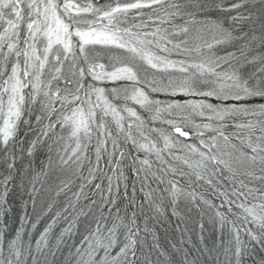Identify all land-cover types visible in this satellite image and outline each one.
Segmentation results:
<instances>
[{
  "label": "snow or ice",
  "instance_id": "6c2138e0",
  "mask_svg": "<svg viewBox=\"0 0 264 264\" xmlns=\"http://www.w3.org/2000/svg\"><path fill=\"white\" fill-rule=\"evenodd\" d=\"M0 264H264V0H0Z\"/></svg>",
  "mask_w": 264,
  "mask_h": 264
}]
</instances>
